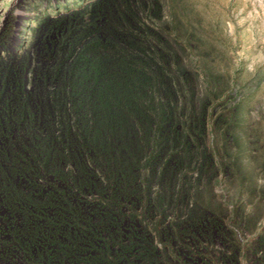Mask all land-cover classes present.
I'll use <instances>...</instances> for the list:
<instances>
[{
	"label": "trees",
	"instance_id": "1",
	"mask_svg": "<svg viewBox=\"0 0 264 264\" xmlns=\"http://www.w3.org/2000/svg\"><path fill=\"white\" fill-rule=\"evenodd\" d=\"M73 1L37 26L35 68L28 55L0 66V220L13 238L0 248L31 264H236L197 255L234 244L222 211L190 191L191 165L199 182L213 164L198 151L202 115L192 135L177 120L176 57L144 20L158 3Z\"/></svg>",
	"mask_w": 264,
	"mask_h": 264
},
{
	"label": "rangeland",
	"instance_id": "2",
	"mask_svg": "<svg viewBox=\"0 0 264 264\" xmlns=\"http://www.w3.org/2000/svg\"><path fill=\"white\" fill-rule=\"evenodd\" d=\"M155 1L160 12L144 20L176 57L170 73L177 120L182 133L192 135L191 121L202 115L198 151H205L213 164L210 180L199 182L191 165L190 191L222 211L234 244L230 249L215 243L211 252L197 255L234 252L236 264H264V0ZM73 2L0 0V66L6 69L12 58L22 61L28 55L29 68H35L31 43L37 26L47 16L57 19L75 10ZM25 77V88L31 90L34 72L27 69ZM5 215L2 210L0 217ZM171 221L170 213L164 222ZM0 232L2 246L13 241L11 230ZM155 245L162 248L161 242ZM0 264L31 263L22 253L10 257L0 248Z\"/></svg>",
	"mask_w": 264,
	"mask_h": 264
},
{
	"label": "bare ground",
	"instance_id": "3",
	"mask_svg": "<svg viewBox=\"0 0 264 264\" xmlns=\"http://www.w3.org/2000/svg\"><path fill=\"white\" fill-rule=\"evenodd\" d=\"M14 37H16V36H14ZM15 43V42H14ZM7 47V46H6ZM13 49V48H12ZM15 52V51H14ZM26 143V142H25ZM27 144V143H26ZM67 261V260H66ZM71 261V260H70ZM68 264V263H67ZM71 264V263H70Z\"/></svg>",
	"mask_w": 264,
	"mask_h": 264
}]
</instances>
